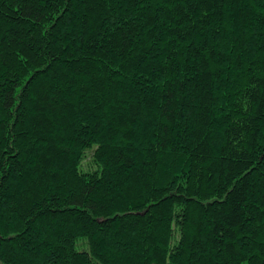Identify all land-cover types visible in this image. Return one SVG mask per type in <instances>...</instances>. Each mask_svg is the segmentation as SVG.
Wrapping results in <instances>:
<instances>
[{
  "label": "trees",
  "instance_id": "trees-1",
  "mask_svg": "<svg viewBox=\"0 0 264 264\" xmlns=\"http://www.w3.org/2000/svg\"><path fill=\"white\" fill-rule=\"evenodd\" d=\"M0 264H264V0H0Z\"/></svg>",
  "mask_w": 264,
  "mask_h": 264
}]
</instances>
